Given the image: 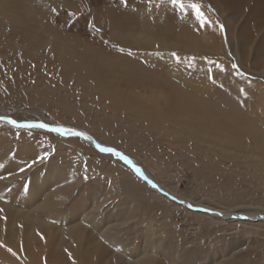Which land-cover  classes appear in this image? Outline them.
<instances>
[{"label": "rangeland", "instance_id": "rangeland-1", "mask_svg": "<svg viewBox=\"0 0 264 264\" xmlns=\"http://www.w3.org/2000/svg\"><path fill=\"white\" fill-rule=\"evenodd\" d=\"M168 1L24 0V17L40 9L43 22L37 25L39 38L32 40L24 34L23 24L0 18V113L21 121L62 122L89 130L95 140L123 151L143 168H148L145 163L154 167L167 187L196 206L226 213L264 212V168L248 162L252 139L264 156V112L258 104L264 93L254 86L258 81L264 85V66L257 64L264 63V28L258 31V21L248 12L259 6L242 0L234 11L221 12L215 0H182L185 5L199 4L202 14L210 13L205 16L211 22L201 24L195 10L158 9V4ZM230 24L240 40L250 43L244 59L239 57L244 47L235 42L233 49L229 44ZM139 33L143 40L136 44L132 36ZM10 34L15 36L14 46L6 40ZM56 34L60 43H55ZM61 43L63 48L58 47ZM158 50L168 56L167 61L153 52ZM140 53L147 56L144 61ZM153 59L162 66L150 63ZM97 65L111 67V78L97 72ZM171 65L176 68L172 72ZM199 79L210 90L198 87ZM170 85L177 88L169 89ZM152 90L156 92L150 102L141 98L144 91ZM178 92L192 94L195 102L178 99ZM203 108L207 122L197 115ZM0 123V185L4 187L0 239L13 247L19 238L24 256L17 260L6 251L0 264H31L27 238L37 246L39 264L48 260L73 264L67 249L69 228H75L73 235L82 234L78 241L92 247V258L101 246L102 258L108 255L103 261L112 264H264L263 220H227V216L189 210L148 186L138 187L141 194L136 195L130 184L135 173L119 156L103 152L102 146L72 134ZM191 123L196 125L193 135L173 136L176 126L191 128ZM209 133L220 139L234 136L239 144L211 143L203 136ZM200 137L205 143L195 145ZM53 194L58 202L51 209L39 208ZM9 207H15L12 215ZM28 213L49 228L27 219ZM101 231H109L114 242H123L119 263L115 258L120 249L101 237ZM150 242H159V248L139 252ZM141 257L146 262L140 263Z\"/></svg>", "mask_w": 264, "mask_h": 264}, {"label": "bare ground", "instance_id": "bare-ground-1", "mask_svg": "<svg viewBox=\"0 0 264 264\" xmlns=\"http://www.w3.org/2000/svg\"><path fill=\"white\" fill-rule=\"evenodd\" d=\"M216 2H217V5L219 6V8H220V11L221 12H225V10H227L228 12H229V10H232V11H234L235 9H237L238 8V6L240 5L239 4V2H242V0H215ZM251 2L252 3H254L255 5H258L259 6V8L258 7H253V9L252 10H248V12H249V14L251 15V16H254L255 18H256V20L258 21V24H259V27H258V31H260V27H262V28H264V0H251ZM24 0H0V18L1 19H5V20H7V22H10V23H12V24H15V25H17V24H23L24 25V27H23V31H24V34H26V36H28V37H31V39L32 40H36V39H38L39 38V35H40V33H39V31L37 30V25H38V23L40 22V20H41V22H43V18H41V11H40V9H39V11H33V12H31V13H29V14H26L25 16L30 20H28V19H26L25 17H24V13H23V11H24ZM168 6H171V4H170V1H168V2H164V3H160V4H158V9L159 10H161V9H164V8H166V7H168ZM242 6H243V3H242ZM252 7V6H251ZM210 13L207 11V12H205L203 15H204V17L206 18V20L208 21V22H211L210 21V18L209 17H207V16H205V15H209ZM220 14V13H219ZM188 16V15H187ZM222 16V15H221ZM224 16V15H223ZM229 18V17H228ZM227 21H228V19L227 18H225ZM215 20V19H214ZM231 20V19H230ZM230 20H229V22H230ZM32 22V23H31ZM213 22V21H212ZM216 22V21H215ZM215 22H213V23H215ZM212 26V25H211ZM207 27V26H206ZM230 27H231V24L230 25H228V34H229V44H231L232 45V47L233 46H236V44H238L237 46H240V47H244L243 48V50L241 51L242 53V55H240L239 57H240V60H241V58H246V55H248V53H247V46L250 44L249 42H248V40L247 39H241L240 40V38L238 37V33L237 34H235L231 29H230ZM242 29H243V26H242V28H241V30L239 31V32H241V36L243 37V33H242ZM43 32V31H42ZM58 33V32H57ZM59 34V33H58ZM259 33L257 32V35H258ZM14 34H10L9 36H7L6 37V40H7V42H8V45H10V46H14V38H15V36H13ZM19 35V34H18ZM4 36V35H3ZM56 37H57V39L55 40V43H58L59 42V35H55ZM240 36V35H239ZM261 36V35H260ZM259 36V38H261ZM121 37V36H120ZM133 37V40H134V42L137 44V42H138V40L140 39H142L143 38V36H142V34L141 33H139V34H137L136 36H132ZM264 39V38H263ZM263 39H261V41L263 40ZM61 40V39H60ZM143 40V39H142ZM146 41V40H145ZM231 42V43H230ZM235 42H236V44H235ZM60 43V42H59ZM132 43V42H131ZM145 43H147V42H145ZM57 45V44H56ZM130 45V44H129ZM129 45H128V47H129ZM142 45V44H141ZM145 45V44H144ZM144 45H142V46H144ZM131 46V45H130ZM134 46V45H133ZM133 46H131V48H133ZM136 46H139V45H136ZM142 46H140V47H142ZM147 47H149V45H146ZM163 46H164V48H165V44H163ZM264 46V45H263ZM56 47V46H55ZM58 47H60V48H63L64 47V43H61L60 45H58ZM139 47V48H140ZM259 47H260V45H259ZM59 48V49H60ZM134 48H137V47H134ZM144 48V47H143ZM235 47H233V49H234ZM138 49V48H137ZM141 49V48H140ZM133 50V49H132ZM136 50V49H135ZM134 50V51H135ZM148 50V49H147ZM256 50V49H255ZM259 50V49H258ZM64 51V50H63ZM194 51V50H193ZM59 52V51H58ZM130 52V51H129ZM128 52V53H129ZM146 52V51H145ZM160 59H161V61H167L166 60V58L168 57H166L165 58V53L163 52V50H158V51H153ZM131 53V52H130ZM141 53H142V51H141ZM140 53V55H142V56H140L142 59H143V57H144V59L147 57L145 54H141ZM148 53V52H147ZM61 54V53H60ZM133 59H136V55L134 54V53H131V54H129ZM237 55H239V54H237ZM92 56H95V55H92ZM100 56V55H99ZM125 56H127V55H125ZM90 58V57H89ZM137 58H138V55H137ZM95 59V58H94ZM144 59H143V61H144ZM99 60V59H98ZM246 60V59H245ZM150 61V63H152V64H154V65H157L158 67L159 66H162L161 64H157V62H158V60L157 59H153V60H149ZM100 62V61H99ZM81 63H82V61H81ZM84 63V62H83ZM256 63V62H255ZM259 63V67H261L260 65H262V66H264V63H260V62H257V64ZM172 64V63H171ZM246 65V64H245ZM256 65V64H255ZM125 66V65H124ZM168 67V66H167ZM170 67V66H169ZM96 68H97V72H99V73H103L104 74V76L106 75V76H110V78H111V73H112V68L111 67H103V68H101V67H99L98 65L96 66ZM262 68V67H261ZM168 69V68H167ZM176 68H175V66H173V65H171V67L169 68V70H171L170 72H172V71H174ZM122 70H123V68H122ZM257 71H259V70H257ZM175 72H177V71H175ZM98 73V74H99ZM179 73V72H178ZM118 74V73H117ZM124 74V73H123ZM181 74V73H180ZM126 75V74H125ZM172 75V74H171ZM176 75H178V74H176ZM181 75H183V74H181ZM190 75V74H189ZM92 76V75H91ZM114 77H116L115 75H113ZM112 76V77H113ZM191 76H193V75H190V77ZM113 77V78H114ZM168 77V76H167ZM179 77H181V76H179ZM187 77L188 76H186L185 75V78L187 79ZM189 77V78H190ZM195 77V76H194ZM112 78V79H113ZM177 78H178V76H177ZM182 78V77H181ZM88 79V78H87ZM86 79V80H87ZM108 80H109V78H107ZM122 79V78H121ZM126 79V78H125ZM113 80H115V78L113 79ZM117 80V79H116ZM131 80V79H130ZM140 80V79H139ZM150 80V79H149ZM195 80V79H194ZM135 81V80H134ZM111 82H113V81H111ZM110 82V83H111ZM126 82H128L127 80H126ZM136 82H139V81H136ZM131 83V82H130ZM133 83V82H132ZM188 83H193V81H188ZM108 84V83H107ZM144 84H145V82H144ZM150 84V83H149ZM153 84V83H152ZM195 84V83H194ZM197 84H199V86L198 87H200L201 85H202V87L203 86H205L206 88H205V90H210V89H207V88H209L208 86H207V82L205 81V80H201V79H199L198 81H197ZM98 85H99V83H98ZM115 85V84H114ZM117 85V84H116ZM126 85H127V83H126ZM140 85V84H139ZM151 85V84H150ZM129 86V85H128ZM132 86H133V84H132ZM149 86V85H148ZM254 86L255 87H257L258 89H260L261 90V92H262V94L264 93V85L262 84V83H260L259 81L258 82H254ZM120 87V86H119ZM118 87V88H119ZM127 87V86H126ZM135 87H137V86H135ZM153 87V86H152ZM155 87V86H154ZM195 87V86H194ZM198 87H197V85H196V88L198 89ZM148 88V87H147ZM173 88H177L176 86H172V85H170V87H169V89H173ZM195 88V89H196ZM127 89V88H126ZM141 89H143V88H141ZM149 89H150V86H149ZM148 90V89H147ZM198 90H200V89H198ZM205 90H203V92L205 91ZM197 91V90H196ZM201 91V90H200ZM117 92V91H116ZM145 92V94H143V95H141V98L142 99H144L145 101H151L152 99H153V93H155L156 91L155 90H152L151 91V93H149V94H147V92L146 91H144ZM148 92H150V91H148ZM158 92V91H157ZM104 93V92H103ZM128 93V92H127ZM179 94V96H178V99L181 97L182 99H183V101H187V102H189V103H193L192 101H194L195 102V100H194V96L192 95V94H190V93H187V92H178ZM207 93V92H206ZM123 94V93H122ZM101 95H103V94H101ZM163 95V94H162ZM95 96H97V95H95ZM115 96L117 97L118 96V94H115ZM125 96V95H124ZM127 96V95H126ZM125 96V97H126ZM102 97V96H101ZM129 97V96H128ZM172 98V100H170V102L171 103H174L175 101H174V95H173V92H171V95H170V99ZM212 98V97H211ZM219 98H221V97H219ZM123 99V98H122ZM165 99V98H164ZM176 99V98H175ZM214 99V98H213ZM125 101H128V99H124ZM181 100V99H180ZM209 100H210V98H209ZM222 100V99H221ZM60 101H61V99H60ZM138 101V100H137ZM154 101V100H153ZM155 101H157V100H155ZM214 101V100H213ZM212 101V102H213ZM216 101V100H215ZM104 102V101H103ZM106 102V101H105ZM164 102H166V101H164ZM179 102V101H178ZM128 103V102H127ZM132 103V102H131ZM131 103H128V104H131ZM188 103V104H189ZM200 103V102H199ZM106 104V103H105ZM104 104V105H105ZM111 104V103H110ZM123 104H126L125 102L123 103ZM135 104V103H134ZM196 104H197V102H196ZM210 104H212V103H210ZM258 104L260 105V108L263 110V112H264V97L263 98H259V100H258ZM132 105V104H131ZM192 105V104H191ZM203 105H204V103H203ZM214 105H215V102H214ZM108 106V105H107ZM117 106V105H116ZM135 106H136V104H135ZM134 106V107H135ZM167 106V105H166ZM165 106V107H166ZM180 106H182V105H180ZM186 106H188L189 107V105H186ZM137 107H138V105H137ZM198 107H200V106H198ZM129 108H131V106L129 107ZM148 108V107H147ZM167 108V107H166ZM170 109H171V107H169ZM169 108H167V109H169ZM190 108V107H189ZM192 108V107H191ZM196 108V107H195ZM194 108V109H195ZM198 109H200V108H198ZM115 110V109H114ZM126 111H128V112H132V111H134L135 109H125ZM125 110H124V112H125ZM145 110V109H144ZM159 110V109H158ZM164 110V109H163ZM177 110V109H176ZM256 110H257V108H256ZM119 112V111H118ZM115 113V112H114ZM182 113H183V111H182ZM187 113H190V112H187ZM245 114L247 113V112H244ZM249 113V112H248ZM247 113V114H248ZM125 114V113H124ZM196 114H197V112H196ZM245 114H243V115H245ZM129 115V114H128ZM193 115V114H192ZM192 115H190V116H192ZM197 115H200V118L202 119V121L203 122H207V110H205L204 108L203 109H201V112L199 113V114H197ZM249 115V114H248ZM194 116V115H193ZM211 116V115H210ZM246 116V115H245ZM0 117H7L8 119H0V121L1 122H4L6 125H11V126H15V127H18V128H31V129H35V128H39V129H43V130H50V131H52V132H55V133H60V132H56V131H53V129L54 128H58V127H60V128H68V129H72L73 130V132H77V133H84L85 135H83V136H78V135H75V136H77V137H79V138H81L83 141H85L86 143H93V142H98V145H100V146H102V148H106V149H114L115 151H112V152H107V153H112V154H115L116 155V152H119V153H121L123 156H127L128 158H129V160H131L133 163L132 164H129V163H127L126 161H124L123 159V161H124V163L135 173V175H136V177L134 178L135 180V182L134 181H130V184H134V186H133V191L135 192V194L136 195H140L141 193H139V192H141V191H139V188H141V189H147L148 187L149 188H152L153 190H156V192H158L160 195H162V197L164 196L167 200H169V202H173L174 204H176L177 206L178 205H180V206H183V207H185V208H187V209H189V210H198V211H203V212H208V213H210L211 215H214V216H216V217H223L224 219H225V217L227 216V218L228 217H231V218H233V219H238V220H251V221H258V220H263L264 221V212H249V213H245V212H233V213H226L225 211H222V210H220V209H216V208H211V207H205V208H202V207H200V206H196L193 202H192V200L191 199H189V198H187V197H185V196H183V195H181L176 189H170L169 187H167L163 182V179L160 177V175L158 174V170H156V169H154V167L152 168V167H150V166H148L146 163H145V165H146V167H148V168H143L141 165H140V163L138 162V161H135L132 157H130L129 155H127L126 153H124L123 151H121V150H118L117 148H115V147H111L110 145H107V144H103V143H101V142H99L97 139L95 140V136L89 131V130H86V129H84V128H81V127H78V126H74V125H67V124H64V123H62V122H57V123H55V124H48V123H46L45 121H21V120H18V119H16V118H14V117H11V116H8V115H3V114H1L0 113ZM188 117H189V115H188ZM247 117V116H246ZM130 118V117H129ZM191 118V117H190ZM197 118V117H196ZM242 118H244V117H242ZM250 118V117H249ZM249 118L248 119H246V120H248L249 121ZM80 119V118H79ZM192 119V118H191ZM9 120H15L16 121V123L15 124H12V123H10L9 122ZM245 120V121H246ZM250 120H252V118L250 119ZM196 122V121H195ZM197 123V122H196ZM37 124H46V125H48V127H46V128H42V127H39V126H37ZM0 125L2 126V124L0 123ZM195 126L196 125H194V123H191V128H189V127H187L186 126V128H180V127H178V126H176V129H175V131H172V134H173V136H175V137H178V135L179 134H182V135H184V136H187V135H193L194 134V131H193V129H195ZM172 128V127H171ZM201 131V130H200ZM119 133V132H118ZM171 134V133H170ZM121 135V134H120ZM181 135V136H182ZM200 135V134H199ZM204 137H207V138H209L210 139V142H211V140H214L215 142H216V144H232V143H234V145H238L239 144V140H235L236 139V137H223V138H219L216 134H206V135H203ZM173 138V137H172ZM188 138V137H187ZM198 138V137H197ZM219 138V139H218ZM171 139V138H170ZM177 140H178V138H176ZM190 139V138H189ZM167 140V139H166ZM200 142L199 143H195V145H199L200 143H202V144H204L205 143V141L203 140V138L202 137H200L199 139H198ZM171 143V142H170ZM177 143V142H176ZM212 143V142H211ZM211 143H210V145H211ZM251 144H252V146L251 147H249V149H252V151L250 152V153H248V162L249 161H254V163L256 164V166L257 167H263L264 168V156H261L260 155V150H261V148L259 147V145L256 143V141L255 140H253L252 139V141L250 142ZM167 144V143H166ZM207 144V143H206ZM209 144V143H208ZM192 145H194V144H192ZM95 146V145H94ZM160 146V145H159ZM167 146V145H166ZM172 146V145H171ZM200 146V145H199ZM165 147V146H164ZM177 147V146H176ZM208 147H210L211 148V146H208ZM170 148V147H169ZM200 148V147H199ZM213 148V147H212ZM167 150V149H166ZM239 150H242V147L239 145ZM156 151V150H155ZM197 151V150H196ZM212 151V149L210 150V152ZM213 151H215L214 149H213ZM104 152V151H103ZM164 152V151H163ZM165 152H167V151H165ZM153 153V152H152ZM170 153V152H169ZM171 153H173V151L171 152ZM156 154V153H155ZM166 154V153H165ZM210 154V153H209ZM217 155V154H216ZM163 156V155H162ZM161 156V157H162ZM120 157V156H119ZM155 157V156H154ZM158 157V156H157ZM121 158V157H120ZM166 157H164V159H165ZM234 158H239V157H237V156H234ZM161 159V158H160ZM166 160V159H165ZM104 161V160H103ZM162 161V160H161ZM113 166H115V165H113ZM124 167L125 168H127L125 165H124ZM135 167H139L141 170H142V173H143V175H140V174H137L136 173V171H135ZM128 169V168H127ZM146 170H148V171H146ZM125 173V172H124ZM155 177H153V176ZM128 178V177H127ZM47 179H49V178H47ZM136 183H138V184H140V186L139 185H137ZM153 184L155 185V187H153ZM143 185L146 187H143ZM30 186H32V185H30ZM33 186H34V184H33ZM43 186V185H42ZM148 186V187H147ZM139 187V188H138ZM4 187H3V185H0V194H2L3 192H2V189H3ZM36 190V189H35ZM7 197V196H6ZM142 197V196H141ZM164 198V199H165ZM58 200H59V197H57L55 194H53V195H49L48 197H46V199L42 202V203H40V205H39V208H52L53 206H54V204H56L57 202H58ZM10 203V202H9ZM13 204V203H12ZM15 204V203H14ZM5 205V204H4ZM10 206V205H9ZM16 206V205H15ZM26 206V205H25ZM176 207V206H175ZM10 208V207H9ZM15 207H11L10 208V211H9V214L10 215H12V209H14ZM201 208V209H200ZM53 210V209H52ZM188 210V211H189ZM7 211V210H6ZM6 213V212H5ZM55 213V212H54ZM199 213V212H198ZM9 214L7 213L6 214V220L9 222V221H11V218H10V216H9ZM49 216H52V215H49ZM57 216V215H56ZM58 216H60V214H58ZM57 216V217H58ZM27 219H30V220H32V221H36L37 223H38V225L41 227V228H45V226L47 227V228H49V224L48 223H45V224H43V221H38V219H36V218H33L32 217V215L30 214V213H28L27 214ZM85 219L83 220V222H86V220H87V218L86 217H84ZM226 218V219H227ZM220 219V218H219ZM14 220H15V218H14ZM14 220L12 221V223L14 222ZM227 220H229V218L227 219ZM8 222H5V224L6 225H8ZM47 222V221H46ZM4 227H5V225H4ZM3 227V228H4ZM4 231V230H3ZM20 231V230H19ZM68 233L70 234L69 235V240H70V242L68 243V245H67V249H68V253H69V258H70V261L73 263V264H112V263H109V262H104L103 260H106V258H107V256L108 255H106V256H104V258H102V255H103V248H101V246H100V251L92 258L91 257V255L94 253L93 251H91V246L89 245V244H86V245H83L82 244V240H80V241H78L79 239H80V237H78V235H82V234H78V235H73L74 233H75V228H69L68 229ZM110 234H109V231H101V237H103L104 239H106V240H109L111 243H114L115 245H117V247H118V249H120V250H118L119 251V253H118V255H116V258H115V263H119L120 262V260L118 259L119 258V256H120V254L121 253H124V252H121L122 250H121V248H123V242H121L120 240H117V242H114V240H113V238H111L110 236H109ZM0 237H1V235H0ZM3 237V236H2ZM1 237V238H2ZM2 239H0V259H2L3 258V256H4V254H5V252L6 251H10V252H12L13 253V255H14V257L18 260V257H24L23 256V251H22V249L20 248V240H19V238H17L16 239V241H15V245L13 244V242H12V246L13 247H11V246H9V244H8V242H7V240H6V242H2L1 241ZM27 240V246H28V248H29V251L31 252V264H39L40 263V261H41V257L38 255V251H37V246H36V244H35V242H34V240L33 239H30V238H27L26 239ZM147 240H150L149 238H147ZM173 243V242H172ZM50 245H53V241L52 242H50ZM9 246V247H8ZM18 246H19V248H18ZM158 246H160V244H159V242L158 243H156V242H150V244H148V246L146 247V248H144V250L142 249V251H139V252H148V251H156V249H158L159 247ZM7 247L9 248V249H7ZM14 247H17V248H14ZM85 247H88V249H85ZM176 247V246H175ZM13 248H14V250H13ZM167 248V247H166ZM160 249H164V247L162 246ZM170 249V248H169ZM162 251H164V250H162ZM176 251V250H175ZM126 252V251H125ZM139 254V253H138ZM124 256V255H123ZM11 259H12V256L10 257ZM120 258H121V256H120ZM170 258V257H169ZM185 259V258H184ZM190 260V259H189ZM57 262H61L60 260H52V261H50V260H48V261H45V263L44 264H57ZM139 262L140 263H143V262H146L145 260H144V257H141V259L139 260ZM62 264H65L64 262H61ZM16 264H19V263H16Z\"/></svg>", "mask_w": 264, "mask_h": 264}, {"label": "snow or ice", "instance_id": "snow-or-ice-1", "mask_svg": "<svg viewBox=\"0 0 264 264\" xmlns=\"http://www.w3.org/2000/svg\"><path fill=\"white\" fill-rule=\"evenodd\" d=\"M170 4L173 8V10L175 11L176 9H180L181 12H184L186 9H191V10H195L196 11V15H197V19L200 21L201 24L207 23L204 15L200 12V5L199 4H191V5H185L182 0H170ZM56 10L53 9V12H55ZM121 52L124 51L123 48L120 49ZM131 54V53H129ZM173 56H176V53H172ZM233 67L235 68L236 65H233ZM0 119H8L7 117H0ZM10 123L15 124L16 121L15 120H9ZM39 127L42 128H46L48 127V125L46 124H40L38 125ZM53 131L56 132H60L62 134H72V135H78V136H83L85 135L84 133H77V132H73L72 129H68V128H54ZM99 147V145H98ZM102 151H108V152H112L115 151L114 149H106V148H101ZM117 156H120L121 159H123L124 161H126L129 164H132L133 162L131 160H129V158L127 156H123L121 153L116 152ZM22 170V169H21ZM135 171L137 174L143 175L142 170L139 167H135ZM153 187H155V185L153 184Z\"/></svg>", "mask_w": 264, "mask_h": 264}, {"label": "water", "instance_id": "water-1", "mask_svg": "<svg viewBox=\"0 0 264 264\" xmlns=\"http://www.w3.org/2000/svg\"><path fill=\"white\" fill-rule=\"evenodd\" d=\"M40 125V124H37V126ZM93 144L97 147V148H100V145L98 147V142H93ZM105 152H108V151H105Z\"/></svg>", "mask_w": 264, "mask_h": 264}]
</instances>
